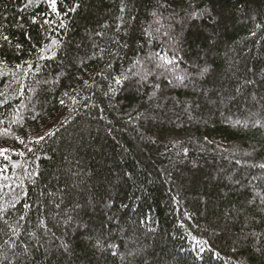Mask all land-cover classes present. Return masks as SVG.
<instances>
[{
    "label": "trees",
    "instance_id": "trees-1",
    "mask_svg": "<svg viewBox=\"0 0 264 264\" xmlns=\"http://www.w3.org/2000/svg\"><path fill=\"white\" fill-rule=\"evenodd\" d=\"M0 264H264V0H0Z\"/></svg>",
    "mask_w": 264,
    "mask_h": 264
}]
</instances>
